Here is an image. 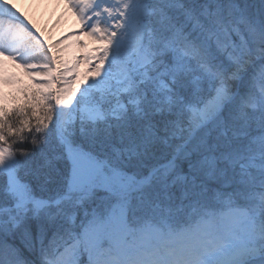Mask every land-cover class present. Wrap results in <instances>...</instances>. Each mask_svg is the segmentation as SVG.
Instances as JSON below:
<instances>
[{"label": "snow or ice", "instance_id": "1", "mask_svg": "<svg viewBox=\"0 0 264 264\" xmlns=\"http://www.w3.org/2000/svg\"><path fill=\"white\" fill-rule=\"evenodd\" d=\"M68 2L74 63L0 0L34 82L0 106V264H264V0Z\"/></svg>", "mask_w": 264, "mask_h": 264}, {"label": "bare ground", "instance_id": "2", "mask_svg": "<svg viewBox=\"0 0 264 264\" xmlns=\"http://www.w3.org/2000/svg\"><path fill=\"white\" fill-rule=\"evenodd\" d=\"M15 5L23 17L34 25V31L44 40L45 45H51L55 54L61 59L74 63L82 58L86 52L99 46V41L81 31L82 25L76 11L68 0H9ZM81 59L77 72L88 69V65ZM27 73L18 61L7 56H0V76L12 73ZM90 75V74H89ZM6 91L5 82L0 79V95Z\"/></svg>", "mask_w": 264, "mask_h": 264}, {"label": "rangeland", "instance_id": "3", "mask_svg": "<svg viewBox=\"0 0 264 264\" xmlns=\"http://www.w3.org/2000/svg\"><path fill=\"white\" fill-rule=\"evenodd\" d=\"M82 69L84 73L81 72L78 75V79L81 81L85 79V74H90L88 69L84 70V67ZM9 76H14L17 82H5L6 91L2 92L0 95V106L11 110L12 108L22 105L26 102L25 92L30 94L32 91H34V82L29 78L28 73L17 72L12 73ZM99 195L103 196L105 193L100 192Z\"/></svg>", "mask_w": 264, "mask_h": 264}, {"label": "trees", "instance_id": "4", "mask_svg": "<svg viewBox=\"0 0 264 264\" xmlns=\"http://www.w3.org/2000/svg\"><path fill=\"white\" fill-rule=\"evenodd\" d=\"M29 255H30V258H34V257L31 256V254H29Z\"/></svg>", "mask_w": 264, "mask_h": 264}]
</instances>
